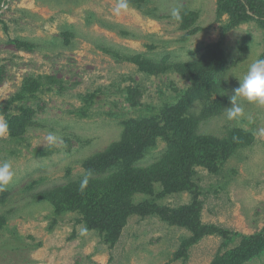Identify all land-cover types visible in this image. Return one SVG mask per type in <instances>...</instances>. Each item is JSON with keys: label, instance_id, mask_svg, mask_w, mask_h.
I'll return each instance as SVG.
<instances>
[{"label": "rangeland", "instance_id": "obj_1", "mask_svg": "<svg viewBox=\"0 0 264 264\" xmlns=\"http://www.w3.org/2000/svg\"><path fill=\"white\" fill-rule=\"evenodd\" d=\"M118 2L0 0V116L13 129L0 136V162L14 171L10 197L0 204V264H215L241 235L264 227V106L245 104L239 123L225 116L239 86L233 76L264 59V26L227 14L217 20V0H127L124 9ZM173 8L182 22L172 19ZM208 45L218 47L220 60L210 69L209 94L199 95L187 64ZM170 107L178 117L158 120L162 133L131 166L110 158L121 161L113 166L107 156L103 169L84 167L121 143L135 120ZM190 117L215 148L207 165L193 162L191 176L172 185L159 172L169 168L166 151L189 129ZM50 133L59 146L47 144ZM122 168L133 175L122 173L132 183L128 192L115 178ZM76 183L105 206L135 211L108 233L87 228L77 209L58 211L36 196ZM193 201L201 204L202 223L228 230L232 239L205 235L182 247L192 233L172 224L173 211ZM243 264H264V255Z\"/></svg>", "mask_w": 264, "mask_h": 264}, {"label": "trees", "instance_id": "obj_2", "mask_svg": "<svg viewBox=\"0 0 264 264\" xmlns=\"http://www.w3.org/2000/svg\"><path fill=\"white\" fill-rule=\"evenodd\" d=\"M217 20H220L223 14L232 21H245L249 19H256L264 26V0H217ZM192 18L194 13L185 12V16ZM203 57L207 58L203 61ZM219 57L218 47L208 45L203 56L194 63L187 64L190 69V74L195 73V80L198 82L197 93L200 95L201 92L209 94L206 90V84L213 82V72L210 69L215 65ZM22 96L23 94H19ZM18 96V95H17ZM2 109L0 108V114ZM177 108L170 107L163 113V116L149 118H142L135 120L131 130L125 131L121 139V143L113 144L106 148L103 155L98 161H90L86 163V167L92 172L95 167L104 168L103 160L108 156L110 163L115 166L119 165L122 160H125L128 166L139 157V151L143 145H149L150 142L155 138L157 134L162 133V130L158 124V120H162L165 124H168L172 120H176ZM170 115V116H169ZM191 118V117H190ZM191 125L187 131H181L177 136L176 143L170 145L166 151L165 160L168 162V169L159 172L160 178L163 181H170L172 185H175L179 177L188 175L191 176V165L193 162L202 164L205 159L208 160L211 157V149L215 148V144L210 142L207 136L198 135L195 132L196 119L191 118ZM7 123L12 124L7 121ZM9 132L12 135L13 129L9 126ZM135 156V159H133ZM110 158L121 160L120 162H112ZM139 159V158H138ZM190 170V173L188 172ZM210 170V169H209ZM175 172L176 175L171 176L170 173ZM122 173L126 172L124 168L120 169V173L116 175L117 182L121 183V187L127 192L131 189V182H128L126 175ZM128 176H133L129 173ZM130 179V178H129ZM136 179V178H135ZM137 180V179H136ZM134 179H132V182ZM91 183L88 178H84L82 183ZM124 185V187H123ZM79 183L72 185H58L50 189H45L36 194L38 198H43L51 201L56 210H64L65 208H75L82 215V221L89 229H98L102 232L111 233V230L107 229L116 223L120 216L127 213V211H135L133 206L125 204L120 206H105L102 202L97 201L93 193L88 189L78 188ZM84 190V191H83ZM198 194V191L197 193ZM10 197L9 189L0 192V204H3ZM147 208L154 209L148 207ZM115 208V209H114ZM201 204L193 201L192 204L182 205L181 207L173 211L172 224L177 226L185 227L192 236L187 240L181 242L182 247L190 246L196 243L200 238L205 235H219L222 236L225 241L232 239L229 235V231L224 228L218 227L213 224L202 223L200 217ZM139 211L137 213H142ZM119 216V217H117ZM6 222L5 217L0 216V226H4ZM108 231H107V230ZM108 239L111 240L112 235L109 234ZM184 254V252H183ZM264 255V227L251 235H241L239 244L229 251L225 257L217 255L214 259L215 264H243L246 261L253 260L255 258Z\"/></svg>", "mask_w": 264, "mask_h": 264}, {"label": "clouds", "instance_id": "obj_3", "mask_svg": "<svg viewBox=\"0 0 264 264\" xmlns=\"http://www.w3.org/2000/svg\"><path fill=\"white\" fill-rule=\"evenodd\" d=\"M128 7L127 0H119L118 9ZM171 17L176 23L182 22L181 10L173 8ZM239 86L233 89L229 97L230 107L225 108V116L228 121L239 123L245 116V104L264 106V59H256L247 65L242 76H233ZM251 121V117H248ZM8 134V123L0 116V136ZM61 141L55 134L50 133L47 137V144L50 147L59 146ZM14 179V171L9 161L0 162V192L6 190L7 186Z\"/></svg>", "mask_w": 264, "mask_h": 264}]
</instances>
